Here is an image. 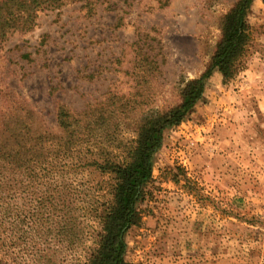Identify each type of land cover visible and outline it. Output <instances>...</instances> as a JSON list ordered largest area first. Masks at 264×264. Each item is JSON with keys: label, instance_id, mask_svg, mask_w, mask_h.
Returning <instances> with one entry per match:
<instances>
[{"label": "rangeland", "instance_id": "rangeland-1", "mask_svg": "<svg viewBox=\"0 0 264 264\" xmlns=\"http://www.w3.org/2000/svg\"><path fill=\"white\" fill-rule=\"evenodd\" d=\"M235 1L81 0L42 11L0 48V89L51 128L57 104L82 109L112 93L129 103L127 123L138 120L175 105L202 73ZM247 21L240 71L226 82L215 71L154 156L141 221L125 236L129 264H264V0H252ZM119 130L136 135L131 124Z\"/></svg>", "mask_w": 264, "mask_h": 264}, {"label": "trees", "instance_id": "trees-1", "mask_svg": "<svg viewBox=\"0 0 264 264\" xmlns=\"http://www.w3.org/2000/svg\"><path fill=\"white\" fill-rule=\"evenodd\" d=\"M78 1L0 0V48L32 31L40 12ZM251 2L236 0L220 17L214 52L181 87L179 101L138 120L127 123L132 109L112 93L82 109L57 104L51 128L14 89H0V264H129L125 236L141 221L138 203L153 178L154 156L215 71L225 82L240 71L251 40ZM129 124L136 135L121 137L119 128Z\"/></svg>", "mask_w": 264, "mask_h": 264}]
</instances>
